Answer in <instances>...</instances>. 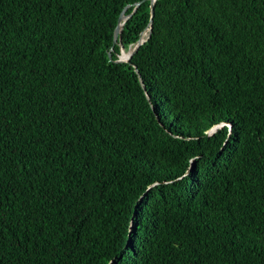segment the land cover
<instances>
[{"label":"trees","instance_id":"obj_1","mask_svg":"<svg viewBox=\"0 0 264 264\" xmlns=\"http://www.w3.org/2000/svg\"><path fill=\"white\" fill-rule=\"evenodd\" d=\"M0 264H264V0H0Z\"/></svg>","mask_w":264,"mask_h":264},{"label":"water","instance_id":"obj_2","mask_svg":"<svg viewBox=\"0 0 264 264\" xmlns=\"http://www.w3.org/2000/svg\"><path fill=\"white\" fill-rule=\"evenodd\" d=\"M154 1L155 0H150L151 2V14H153V4H154ZM140 4V1L139 2H136L135 3V8ZM128 6H126L120 13L119 17H118V22H117V25L115 27V30H114V38H113V44L117 41L118 37H119V34H120V31H121V27L122 25L124 24L125 20L128 18L129 15H126L125 14V10L127 9ZM134 8V9H135ZM150 26V25H149ZM150 32L151 31V28H147L143 31H141L140 35H139V39L137 40V42L135 43V45L133 46L132 50H130L129 52H127V55L126 56H122V55H119V58L117 59V61H124V62H128L130 63V59L133 55V53L136 52L137 48L139 47V45L141 44L142 42V36L145 32ZM109 57H111V54H110V51H109ZM225 125L224 122H221L219 124H215L213 125L208 131H207V134H211L216 128L218 127H221ZM227 125H231L230 123H227Z\"/></svg>","mask_w":264,"mask_h":264},{"label":"clouds","instance_id":"obj_3","mask_svg":"<svg viewBox=\"0 0 264 264\" xmlns=\"http://www.w3.org/2000/svg\"><path fill=\"white\" fill-rule=\"evenodd\" d=\"M225 123V122H224ZM225 125H227V123H225ZM228 127H230L229 125H227ZM219 128V127H218Z\"/></svg>","mask_w":264,"mask_h":264},{"label":"rangeland","instance_id":"obj_4","mask_svg":"<svg viewBox=\"0 0 264 264\" xmlns=\"http://www.w3.org/2000/svg\"><path fill=\"white\" fill-rule=\"evenodd\" d=\"M132 50V49H131ZM122 56H124V53L121 54Z\"/></svg>","mask_w":264,"mask_h":264},{"label":"bare ground","instance_id":"obj_5","mask_svg":"<svg viewBox=\"0 0 264 264\" xmlns=\"http://www.w3.org/2000/svg\"><path fill=\"white\" fill-rule=\"evenodd\" d=\"M126 54H127V52H126ZM125 56V55H124Z\"/></svg>","mask_w":264,"mask_h":264}]
</instances>
